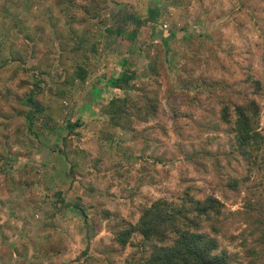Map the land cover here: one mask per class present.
Wrapping results in <instances>:
<instances>
[{"label":"rangeland","instance_id":"obj_1","mask_svg":"<svg viewBox=\"0 0 264 264\" xmlns=\"http://www.w3.org/2000/svg\"><path fill=\"white\" fill-rule=\"evenodd\" d=\"M152 10L160 14L155 21ZM110 28L138 30L137 38L109 35ZM82 33L99 54L84 84L75 81L71 88L63 78L80 61L68 59L66 49ZM160 38L166 40L162 51L168 50L158 63L166 74L163 113L170 114L176 99L171 88L190 94L178 80L190 79L191 88L207 83L208 101L200 95L201 107H190L184 143L169 118L135 120L113 131L100 115L89 114L101 108L93 103L90 109L93 98L110 99L107 80L121 70V58L136 67L131 83L149 79L144 56L159 51ZM30 92L38 112L26 102ZM250 99L259 105L264 134V0H0V264H64L85 250L96 258L106 249L97 264H124L134 248L121 249L114 233L135 223L153 200L180 202L185 194L217 198L232 212L214 237L232 264H245L252 243L243 239L245 224L235 221L234 213L244 212L243 193L237 196L231 186L246 175L241 158L228 164L216 153L229 148L221 102L235 106ZM187 105L180 102L179 108ZM78 118L83 127L71 132L67 122ZM150 127L164 128L166 135L155 130L151 146L158 147L141 159L135 135ZM199 147L207 149L205 159ZM120 166L124 180L114 174ZM242 183L237 186L244 191L264 180L252 175Z\"/></svg>","mask_w":264,"mask_h":264},{"label":"trees","instance_id":"obj_2","mask_svg":"<svg viewBox=\"0 0 264 264\" xmlns=\"http://www.w3.org/2000/svg\"><path fill=\"white\" fill-rule=\"evenodd\" d=\"M153 12L154 10L150 11V19L155 21L160 14L154 15ZM107 31L109 35L121 37L129 42H134L138 33V30L125 31L120 28H110ZM77 36L81 40L73 39L71 46L66 49L68 59L80 61L72 73L63 78V81L71 84V88L75 87V81H78L80 85L84 84L89 75V63L95 61L99 54L96 44L85 41L83 33ZM188 37L191 35L188 34ZM162 41L164 39L160 38V44L156 45L159 51H155L152 55L154 57L151 56L150 52L144 56L149 60L147 65L149 79L131 83V81L136 80V67L129 64L126 58H121L118 62L121 70L115 77H110L107 80L110 99L93 98L89 106L90 109L93 107V103H97L96 105L101 108L97 111L91 109L89 114L91 116L100 115L99 117L103 119V122L110 124L113 131L123 130L127 124L133 123L135 120L147 123L149 120L169 118L172 129L177 135L178 143H184V133L182 132L191 113L190 107L193 105L201 107V104L197 102L200 95H203L204 99L208 101L209 93L205 89L207 83L205 79L201 81L203 83H200L201 88H191L190 79L178 80V84L180 83L181 86L189 89L190 94L175 93L176 90L171 88L170 93L176 99L170 114L163 113L160 96L163 93V81L165 80L163 77L166 74L162 67H158V63L159 55L168 54V50L162 51ZM164 43L166 44V40ZM35 86L36 88L39 87L37 83ZM94 91L96 92V90ZM254 91L256 93L260 91L259 84ZM129 92L134 94V97H131ZM30 94L31 92L26 98V102L34 107L35 112H38L40 108L34 100L35 95ZM187 101L189 102L188 105ZM180 102L187 105V110L185 108L181 111ZM221 105L219 113L223 124L228 125L224 133L228 137L226 139L229 148L218 149L216 156L218 158L224 157L228 164L231 163L233 156L235 159L241 158V165L244 168L243 175H246V180L242 179L241 182H237L236 178L232 179L231 186L235 190L237 189V196L243 193L241 198L244 203V212L234 213L237 217L235 221L245 224L243 239H248L252 243V247L247 252L245 264H264V185L258 183L259 185L253 186L255 188L244 187V191L237 186L242 182L243 186L251 179L252 175L264 180V134L259 130V105L254 99L235 106H231L229 102H221ZM204 117H206V113ZM67 123L71 132L83 127V121L79 118ZM155 130L166 135L164 128L155 129L154 127L145 129L144 134L135 135L140 138L142 143V153L139 155L141 159L144 158L145 152L156 150L158 147L152 148L151 146L153 141L151 134ZM102 137H106V135H102ZM107 139L111 141L109 138ZM205 144L211 145L212 143L208 141ZM198 150V154L205 159L204 154L208 152L207 149L199 147ZM193 153L198 155L195 150L192 151ZM190 154L184 151V157H191L192 154ZM150 157L152 158V156ZM154 159L158 164L164 165L161 158L156 159L154 157ZM189 159L191 162H195L193 156ZM5 161L9 164L7 165L8 168L12 159L8 158ZM99 164L100 161L95 160L93 166L97 169ZM111 168L107 167V170L109 171ZM118 170L114 174H117L118 179L124 180V168L120 166ZM232 170L235 171V169ZM71 174L70 171L69 175ZM192 192L197 193L196 191ZM56 198L60 202L64 201L59 192H56ZM60 202L58 205L61 204ZM74 209L77 211L79 207L74 206ZM229 215H232V212H226L224 204L211 196L197 198L196 195L185 194L180 202L159 198L142 207L135 223L122 225L114 233L112 240L121 249L127 246L134 248L128 258L124 260V264H232L227 254L218 250L219 242L214 237L220 233V229L229 220ZM206 228L208 231H205ZM137 236L140 237V241L134 242V238ZM58 251L56 250V252ZM106 252H108L107 249L95 255L99 262L104 260ZM96 258L88 250H85L74 260L64 262V264H97L99 262Z\"/></svg>","mask_w":264,"mask_h":264},{"label":"built area","instance_id":"obj_3","mask_svg":"<svg viewBox=\"0 0 264 264\" xmlns=\"http://www.w3.org/2000/svg\"><path fill=\"white\" fill-rule=\"evenodd\" d=\"M163 27L166 28L167 26L164 24Z\"/></svg>","mask_w":264,"mask_h":264}]
</instances>
